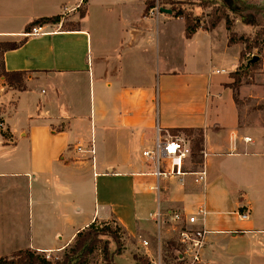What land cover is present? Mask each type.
I'll return each instance as SVG.
<instances>
[{
	"label": "crops",
	"instance_id": "1",
	"mask_svg": "<svg viewBox=\"0 0 264 264\" xmlns=\"http://www.w3.org/2000/svg\"><path fill=\"white\" fill-rule=\"evenodd\" d=\"M82 1L0 0V41L25 40L4 53L5 68L27 72L21 90L0 77V258L56 254L79 231L109 221L155 254L151 215L202 205L199 227L209 232L201 264H264V126L242 124L227 86L243 44L206 28L187 38L184 19L146 14V0H89L85 16ZM56 15L59 23L27 36L30 23ZM222 57L232 58L228 73L205 75V61ZM259 76L239 95L264 99ZM157 121L203 131L206 185L188 175L184 183L162 179L160 196L149 188L156 179L142 151ZM92 144L94 155L77 151ZM161 237L174 242L165 229Z\"/></svg>",
	"mask_w": 264,
	"mask_h": 264
},
{
	"label": "built area",
	"instance_id": "2",
	"mask_svg": "<svg viewBox=\"0 0 264 264\" xmlns=\"http://www.w3.org/2000/svg\"><path fill=\"white\" fill-rule=\"evenodd\" d=\"M163 7L161 0H156L154 9L160 11ZM153 9V8H152ZM46 24L36 25L28 31L27 36L39 35L45 32ZM244 140L251 141L250 137ZM192 142L191 137L184 131L171 130L162 127L157 121L155 126V139L151 147L142 151V156L146 159L148 166L152 168L148 174L155 177L156 181L149 188L156 192L158 196L161 193L162 179H177L180 183L185 182L186 176H191L193 183L198 186L206 185L208 172L206 168L205 151H201L202 161L196 163L197 169L187 168L188 162L192 160ZM79 153H91L94 155L93 144L89 149H83L82 145L77 147ZM145 174V173H144ZM207 215V210L200 205L196 211L189 212L185 208H171L166 212L158 210L152 218L156 221L158 231V247L155 254H148L151 264H168L169 258L177 264H201L202 253L206 247V237L208 230L199 227V219ZM242 218L248 217V214L242 213ZM165 229L175 242V246L170 251L165 249L166 243H163L161 232ZM142 246L150 249V242L139 235ZM151 251V250H150ZM51 259V255H46ZM172 264V262H170ZM169 263V264H170Z\"/></svg>",
	"mask_w": 264,
	"mask_h": 264
},
{
	"label": "rangeland",
	"instance_id": "3",
	"mask_svg": "<svg viewBox=\"0 0 264 264\" xmlns=\"http://www.w3.org/2000/svg\"><path fill=\"white\" fill-rule=\"evenodd\" d=\"M264 1V0H263ZM161 4L164 7L170 8L173 6L176 9H183L185 14L190 18L195 19L201 27L208 30L216 31H227L228 35H236V37L243 36L245 39H248L249 43L258 45V47L251 50H247L244 55V58L241 60L242 65L252 66L253 63H257V67L254 69H249V71L242 74L241 86H250L255 83L256 75L261 74L262 76L257 77L259 84H264V32L261 30V26L253 23L250 19L245 21L239 16L238 13L234 12L227 4H224L222 0H161ZM227 20L229 23H227ZM215 24V27H213ZM227 24L230 25V29L227 28ZM14 41L15 40H7ZM243 44V50L246 48V44ZM231 55V54H229ZM258 56L256 62L251 60ZM232 58L222 57L214 58L212 62L205 61V75H211V69H225L228 73L231 67ZM214 75L212 81H218L225 77V74ZM233 81L230 83L234 86L235 78L232 77ZM239 87V89H240ZM258 86L246 87L243 92H249L251 90L257 89ZM262 94H264V89H259ZM239 91V90H238ZM240 107V112L242 116V124H251V125H261L264 126V99H254L248 96H238ZM193 140L192 142V156L193 150L196 146L197 139L200 138L199 131L195 130H186L185 131ZM201 154V151L199 152ZM202 155V154H201ZM193 159V157H192ZM212 192H209V197H212ZM105 223H102L104 225ZM114 231L118 229L119 235L121 236L122 243V254L116 255L115 251L117 250V244L113 241L110 236H103L102 242L90 255L91 264H135V256L143 257V259L149 260L148 254L144 253V250H141L137 244V239H133L128 234L124 233L122 227L114 222H106ZM153 248H155V241L151 242ZM107 244L113 257V261L110 263L104 258V245ZM66 251H61L56 254H52V259H57V257L62 258ZM169 263L177 264L171 258L168 259ZM168 263V264H169ZM171 264V263H170Z\"/></svg>",
	"mask_w": 264,
	"mask_h": 264
},
{
	"label": "trees",
	"instance_id": "4",
	"mask_svg": "<svg viewBox=\"0 0 264 264\" xmlns=\"http://www.w3.org/2000/svg\"><path fill=\"white\" fill-rule=\"evenodd\" d=\"M89 0H83L81 6L79 7L81 16H85L87 3ZM224 4H227L234 12L238 13L239 16L245 21L247 18L250 19L253 23L261 26L262 32H264V1L263 0H222ZM156 6V0H146V9L145 13L147 14L152 8ZM174 16L182 18L186 22V37L191 38L198 29L203 28L195 20L190 18L183 9H176L171 7ZM61 21V16H51V17H42L39 18L28 25V30H31L32 27L36 25L48 24V23H59ZM227 23L229 21L227 20ZM215 24H213V27ZM227 28L230 29V25L227 24ZM25 40L19 42L14 41H0V77H4L9 85L17 88L24 89L26 71H8L5 68L3 56L4 53L8 50L19 48ZM236 43H245L246 48L240 53V60L244 58L247 50L258 47V45L249 43L248 39H245L243 36L236 37L232 34L229 38V44L233 45ZM254 69L257 67V63H253L252 66L241 65L240 68L231 73L232 77L235 78L234 86L228 84L227 86L231 87L234 91V99L236 103H239V87L242 82V74L249 71V69ZM242 72V74H241ZM200 138L197 139L196 146L193 150V161L198 163L202 161V155L199 153L202 151V145L204 141V134L202 130H199ZM123 232L126 231L122 228ZM110 236L113 241L117 244V250L115 251L116 255L122 254V243L121 236L119 235L118 229L113 230L108 224H97L92 223L85 229L79 231L74 239V242L70 245L69 248L65 249L64 256L62 258L57 257V259H48L46 254L39 252L37 250L26 249L19 250L15 252L10 257H1L0 264H91L90 255L102 242L103 236ZM175 246V242L168 241L165 245V249L170 251V248ZM104 258L108 262L113 261L109 247L107 244L104 245ZM135 264H151L149 260L143 259V257L135 256Z\"/></svg>",
	"mask_w": 264,
	"mask_h": 264
},
{
	"label": "water",
	"instance_id": "5",
	"mask_svg": "<svg viewBox=\"0 0 264 264\" xmlns=\"http://www.w3.org/2000/svg\"><path fill=\"white\" fill-rule=\"evenodd\" d=\"M161 11L164 12V13H167V14H172L173 13L172 9L167 8V7H162ZM257 60H258V56H255L251 61L252 62H256Z\"/></svg>",
	"mask_w": 264,
	"mask_h": 264
}]
</instances>
